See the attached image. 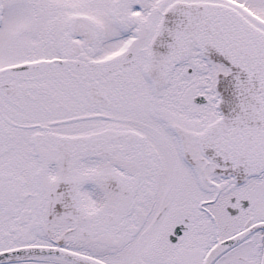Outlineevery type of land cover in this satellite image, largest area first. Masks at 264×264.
<instances>
[{
  "label": "snow or ice",
  "instance_id": "1",
  "mask_svg": "<svg viewBox=\"0 0 264 264\" xmlns=\"http://www.w3.org/2000/svg\"><path fill=\"white\" fill-rule=\"evenodd\" d=\"M0 264H264V0H0Z\"/></svg>",
  "mask_w": 264,
  "mask_h": 264
}]
</instances>
